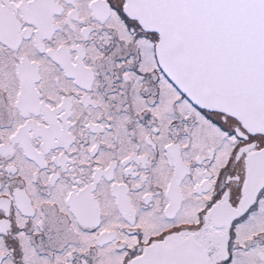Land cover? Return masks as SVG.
<instances>
[{
  "label": "snow or ice",
  "instance_id": "1",
  "mask_svg": "<svg viewBox=\"0 0 264 264\" xmlns=\"http://www.w3.org/2000/svg\"><path fill=\"white\" fill-rule=\"evenodd\" d=\"M0 264H264V0H0Z\"/></svg>",
  "mask_w": 264,
  "mask_h": 264
}]
</instances>
